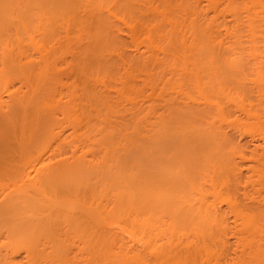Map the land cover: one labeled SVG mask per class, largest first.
I'll list each match as a JSON object with an SVG mask.
<instances>
[{"label":"bare ground","instance_id":"6f19581e","mask_svg":"<svg viewBox=\"0 0 264 264\" xmlns=\"http://www.w3.org/2000/svg\"><path fill=\"white\" fill-rule=\"evenodd\" d=\"M250 59L264 0H0V264H264Z\"/></svg>","mask_w":264,"mask_h":264},{"label":"rangeland","instance_id":"374dc122","mask_svg":"<svg viewBox=\"0 0 264 264\" xmlns=\"http://www.w3.org/2000/svg\"><path fill=\"white\" fill-rule=\"evenodd\" d=\"M256 62L257 61H255L254 59H253V61L250 59V61H247V63H245V65H244V71H237V72H235V74H234V79H236L239 83L240 82H243V83H245L246 84V87H248V91L249 90H251V92H253V94L255 95V93H257L258 92V88H256L257 87V85H255L256 83L258 84V83H264V71H262V70H260V71H258L257 70V68H256ZM259 75L261 76L260 78H259ZM0 81H1V79H0ZM1 84V83H0ZM264 85V84H263ZM256 86V87H255ZM255 89H256V91H255ZM2 92L3 91H1V94H2ZM4 95V96H3ZM257 95V94H256ZM2 96L3 97H1V99L3 98L4 99V97H6L7 98V94H5L4 92H3V94H2ZM2 99V103H3V100ZM5 101H6V99H5ZM5 101H4V103H5ZM2 103H0V104H2ZM4 103H3V105H4ZM6 104V103H5ZM0 108H1V106H0ZM2 109H5V107L3 106L2 107ZM230 110V109H229ZM236 109H233V107L231 108V112L233 113V114H237V110L235 111ZM0 111H1V109H0ZM238 114H241V112L240 111H238ZM242 115V114H241ZM224 123H222V125H223ZM226 125V127H223L222 126V128L223 129H225L226 131H224L222 128V130L224 131V132H226L227 134H228V132H229V136H230V133H232L231 134V136H234L233 138H236V140L241 144V145H243V147L245 146V148H247V147H253L252 145H254V144H256L257 142H259L260 144L261 143H263L262 142V139L260 138L261 136L257 133H253V132H247V133H243L244 131H243V129H241V131H243V132H240V128H239V130H237V128H232L231 127V125H227L226 123L224 124V126ZM228 126V127H227ZM231 129H230V128ZM236 129V130H235ZM239 131V132H238ZM246 132V131H245ZM243 133V134H242ZM254 134V135H253ZM260 137H259V136ZM243 142H245V144H243ZM248 146H247V145ZM247 149H250V148H247ZM237 160V159H236ZM3 180H0V182H2ZM4 183L2 184V183H0V186H1V184H2V188L0 187V199L2 200V198L4 199V196L6 195V193H7V190H8V188H9V186L10 185H8V183H7V181H3ZM5 184V185H4ZM4 185V186H3ZM240 187H242V188H240ZM243 187H244V185H243V183H242V185L240 186L239 185V190H241V191H243ZM231 220V219H230ZM22 253V254H21ZM18 254V255H17ZM14 256H15V258L17 259V258H19L20 257V259H21V256H23V251H19V252H17V253H15L14 254ZM18 256V257H17ZM23 258V257H22Z\"/></svg>","mask_w":264,"mask_h":264}]
</instances>
